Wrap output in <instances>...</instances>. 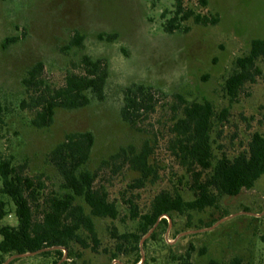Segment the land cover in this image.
<instances>
[{"label":"rangeland","instance_id":"1","mask_svg":"<svg viewBox=\"0 0 264 264\" xmlns=\"http://www.w3.org/2000/svg\"><path fill=\"white\" fill-rule=\"evenodd\" d=\"M182 1L196 13L218 16L217 24L189 20L183 24L187 32L165 33L162 24L173 15L175 0H0V161L23 165L38 183L33 208L38 219L48 213L51 198L66 192L48 153L69 133L91 132L94 142L82 169L95 174V186L118 209L115 219L91 216L97 245L80 232L87 248L71 243L60 260L39 253L8 264H178L186 253L192 264H227L234 258L264 264V174L250 189L219 195L214 206L199 211L164 215L141 234L142 216L160 191L193 200L190 175L171 150L170 128L180 117L172 111L173 95L212 105L215 159H232L247 150L252 134L264 135V59L256 61L261 75L234 102L224 92L235 60L248 53L253 39H264V0H207L206 7L198 0ZM75 32L83 36V46L66 50ZM83 55L107 61L103 99L77 110L57 109L49 127L35 128L32 112L20 107L27 99L22 83L27 71L41 62L45 81L60 87ZM133 83L166 95L136 129L120 117L123 90ZM145 143L153 174L142 187L135 186L140 174L120 161L103 164L119 149L140 151ZM0 200L6 213L1 224L16 226L13 202L5 195ZM75 203L90 215L82 199ZM10 256H3L2 264Z\"/></svg>","mask_w":264,"mask_h":264},{"label":"trees","instance_id":"2","mask_svg":"<svg viewBox=\"0 0 264 264\" xmlns=\"http://www.w3.org/2000/svg\"><path fill=\"white\" fill-rule=\"evenodd\" d=\"M198 1L202 7L208 4L207 0ZM189 20L196 25L212 26L217 24L218 16L196 13L186 8L182 0H175L173 15L163 22V31L169 34L187 32L188 28L183 24ZM108 38L112 39L113 36ZM82 42L83 36L75 32L65 49L82 48ZM259 58L264 59V39H253L248 53L235 60V70L224 82V92L230 102L242 94L246 84L254 83L261 75L256 65ZM107 77L108 65L105 59H92L83 55L78 62L71 64L63 84L54 87L45 81L43 64L37 62L27 71L22 81L27 99L21 102L20 107L32 112L31 124L35 128H47L52 124L57 109L77 110L87 106L92 99L101 101ZM165 98L163 92L152 86L133 83L123 90L120 117L136 129L156 111ZM171 98L172 111L180 113L170 128L171 150L190 175L193 200L185 202L177 193L160 191L153 198L150 210L142 216L141 234L147 233L164 215L186 210L199 211L214 206L219 195L235 196L242 189H250L264 174V135L252 134L247 150L232 159L226 156L215 159L210 139L214 118L212 105L206 100L189 103L178 94ZM1 113L0 105V123ZM222 115L224 118L225 110ZM93 142L91 132L69 133L48 153V161L60 176L62 188L66 192L59 198H51L48 213L38 219L33 216L38 183L24 173L23 165L11 166L9 161H0V195L11 199L17 219V225L13 227L1 224L6 213L5 204L0 200V264L5 255L55 246L59 249L44 251L40 255L53 253L60 260L61 250L68 251L71 243L79 244L82 248L88 247L80 232L86 233L93 245H97L91 216L115 219L118 209L108 200L105 190L95 186V174L82 169L89 159ZM150 154L151 149L147 143L140 151L130 146L119 149L103 164L120 161L122 166L140 174L135 180V186L142 187L153 174L148 164ZM76 198L82 199L89 207L90 215L75 203ZM178 264H192L189 254L180 257ZM206 264L220 263L208 260ZM227 264L243 263L234 258Z\"/></svg>","mask_w":264,"mask_h":264},{"label":"water","instance_id":"3","mask_svg":"<svg viewBox=\"0 0 264 264\" xmlns=\"http://www.w3.org/2000/svg\"><path fill=\"white\" fill-rule=\"evenodd\" d=\"M55 249H59V247L55 246V247L44 248V249H40V250L33 251V252L23 253V254H14V255H11L3 264H8L13 259H17V258L25 257V256H32V255H36L44 251L55 250Z\"/></svg>","mask_w":264,"mask_h":264}]
</instances>
